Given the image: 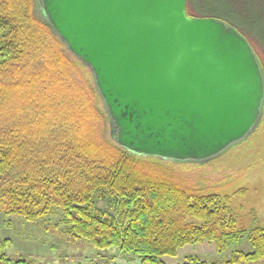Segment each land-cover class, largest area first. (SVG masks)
Wrapping results in <instances>:
<instances>
[{
    "label": "trees",
    "instance_id": "1",
    "mask_svg": "<svg viewBox=\"0 0 264 264\" xmlns=\"http://www.w3.org/2000/svg\"><path fill=\"white\" fill-rule=\"evenodd\" d=\"M222 2L188 0L187 14L221 19ZM45 15L41 0H0L5 213L43 223L59 216L72 241L138 255L141 264H165L182 247L205 241L234 251L226 262L190 256L181 264L263 263L264 226L239 228L230 195L199 190L164 158L119 145L94 74ZM245 237L248 251L238 247ZM7 245L0 240V264H32L10 258Z\"/></svg>",
    "mask_w": 264,
    "mask_h": 264
},
{
    "label": "water",
    "instance_id": "2",
    "mask_svg": "<svg viewBox=\"0 0 264 264\" xmlns=\"http://www.w3.org/2000/svg\"><path fill=\"white\" fill-rule=\"evenodd\" d=\"M188 0H41L95 76L115 140L137 154L199 160L258 126L264 70L246 37Z\"/></svg>",
    "mask_w": 264,
    "mask_h": 264
},
{
    "label": "rangeland",
    "instance_id": "3",
    "mask_svg": "<svg viewBox=\"0 0 264 264\" xmlns=\"http://www.w3.org/2000/svg\"><path fill=\"white\" fill-rule=\"evenodd\" d=\"M222 1L221 13L216 15L246 37L264 70V0ZM262 112L254 131L219 155L206 160H162L188 185L230 195L236 223L246 231L264 226V106ZM101 205L109 209L107 202ZM5 211V205L0 203V240L8 239L6 253L15 260L26 258L32 264H141L138 255L123 254L116 248L100 251L83 240L72 241L63 232L59 216L47 218L46 223L30 222L23 215ZM238 247L252 249L246 237ZM232 248L219 252L213 242L205 241L186 245L178 255L163 260L165 264H181L187 257L199 256L226 262Z\"/></svg>",
    "mask_w": 264,
    "mask_h": 264
}]
</instances>
